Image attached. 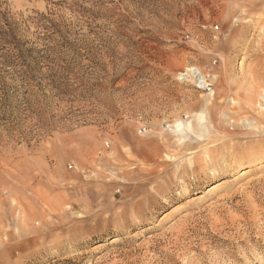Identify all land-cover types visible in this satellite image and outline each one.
I'll return each instance as SVG.
<instances>
[{
	"label": "rangeland",
	"instance_id": "374dc122",
	"mask_svg": "<svg viewBox=\"0 0 264 264\" xmlns=\"http://www.w3.org/2000/svg\"><path fill=\"white\" fill-rule=\"evenodd\" d=\"M0 264H264V0H0Z\"/></svg>",
	"mask_w": 264,
	"mask_h": 264
},
{
	"label": "bare ground",
	"instance_id": "6f19581e",
	"mask_svg": "<svg viewBox=\"0 0 264 264\" xmlns=\"http://www.w3.org/2000/svg\"><path fill=\"white\" fill-rule=\"evenodd\" d=\"M200 123H201V122H200ZM234 124H236V123H234ZM187 134H188V135H187ZM200 134H201V133H200ZM175 135H177L178 138L180 137V141L185 142V143H188V142H189V137L198 138L199 133L196 132V131H194V130H192V131H191V130H190V131H187V130H186V132H184V130H183L182 128H180V129H178V130L175 129ZM222 147H224V146H222ZM218 148H219V147H218ZM218 148H217V147L210 148V149L207 151V153H211V152L217 150ZM219 151H221V150H219ZM232 151L235 152V149H232ZM245 152H246V151H245ZM225 153H226L227 156H230V155H231V154L228 153V152H224V153H223V152L221 151L220 154H223L222 158L224 157ZM233 155H234V154H233ZM221 164H222V163H221ZM221 166H222V165H221ZM209 167H210V166H209Z\"/></svg>",
	"mask_w": 264,
	"mask_h": 264
}]
</instances>
